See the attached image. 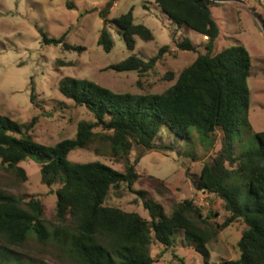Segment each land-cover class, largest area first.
Instances as JSON below:
<instances>
[{"label":"trees","instance_id":"1","mask_svg":"<svg viewBox=\"0 0 264 264\" xmlns=\"http://www.w3.org/2000/svg\"><path fill=\"white\" fill-rule=\"evenodd\" d=\"M217 0H155L162 12L178 26L191 29L207 38L199 52L189 39L177 42L180 51L197 53L175 83L161 94L115 93L90 80L65 78L59 91L76 106L84 107L94 121H80L76 136L54 146L36 142L29 132L37 123L20 125L0 115V166L18 180L27 181L20 166L31 159L40 166L41 180L47 187L58 186L56 219L61 224L49 231L40 199L29 201L0 190V238L9 246H22L31 236L38 242L53 239L68 254L71 264H154L152 245L165 249L174 246L180 232L205 259L208 245L220 232L241 221L246 225L237 243L238 260L226 264H264V131L254 132L256 149L236 153L237 140L244 129L253 131L249 120L251 102L248 79L251 56L245 46L236 45L216 53L220 31L211 6ZM110 7L100 12L105 20L98 40L106 53L114 48L109 30L114 26L126 47L133 52L135 38L154 40L152 31L136 24L133 8L108 20ZM45 44L63 45L68 51H81L61 39L44 36ZM160 48L148 61L136 55L111 66L117 72H148L168 51ZM174 79L173 74H169ZM221 135L220 150L206 161L195 188L218 196L229 216L222 224L212 221L214 214L204 215L192 200L179 202L171 214L148 200L143 192L144 209L149 219L106 205L113 188L137 182L136 164L129 160L135 147L145 151H171L172 144H159L157 138L172 133L183 139H197L212 146L216 133ZM96 143L107 147L111 156L125 164L119 172L100 162L75 163L69 154L85 150ZM96 151L99 148H95ZM11 256L0 251V264H9Z\"/></svg>","mask_w":264,"mask_h":264},{"label":"rangeland","instance_id":"2","mask_svg":"<svg viewBox=\"0 0 264 264\" xmlns=\"http://www.w3.org/2000/svg\"><path fill=\"white\" fill-rule=\"evenodd\" d=\"M106 7L111 8L108 20L133 8L135 23L148 27L154 40L144 42L136 37L135 50L131 52L117 29L110 25L115 45L106 53L98 44L105 26L100 12ZM211 11L220 31L214 51L219 53L243 45L251 56L248 87L253 131L244 129L243 139L237 140L235 149L236 153L256 149L258 143L253 133L264 131V0H217ZM44 36L64 38L65 43L82 50L68 51L63 45L45 44ZM184 39H189L199 52L204 51L207 38L191 29L178 28L155 0H0V115L20 125H28L37 118L29 134L44 145L54 146L64 139H72L80 121L93 122L94 118L86 108L76 106L61 94V80L86 79L115 93L161 94L197 57L195 52L178 49L176 43ZM163 46H168V51L148 72L110 69L133 54L148 61ZM169 74H173L174 79H170ZM156 142L172 144L174 150L145 151L135 147L129 160L134 163L142 156L136 164L139 178L131 188L122 184L111 189L106 205L149 219L139 192L162 205L167 214H171L179 202L192 200L204 215L212 213V221L222 224L229 216L223 201L214 194L198 191L194 183L204 163L220 150V133L215 134L212 146L172 133H164ZM68 158L75 163L100 162L125 172L124 162L114 159L108 148L99 143L74 151ZM20 166L26 171L27 181L18 180L0 166V190L25 201L32 196L40 199L45 223L52 232L61 225L56 219L58 186L47 187L42 183L40 166L35 161L28 159ZM245 229L246 225L238 221L221 231L217 240L208 245V259L180 232L171 248L165 249L154 242V264H226L238 260L237 243ZM0 251L11 256L9 264H71L65 249L53 239L40 243L31 236L22 246H9L0 238Z\"/></svg>","mask_w":264,"mask_h":264}]
</instances>
